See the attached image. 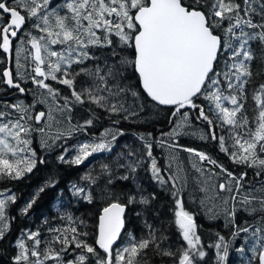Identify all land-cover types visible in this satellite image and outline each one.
<instances>
[{"label":"snow or ice","instance_id":"snow-or-ice-1","mask_svg":"<svg viewBox=\"0 0 264 264\" xmlns=\"http://www.w3.org/2000/svg\"><path fill=\"white\" fill-rule=\"evenodd\" d=\"M14 40H20L16 73L4 68L0 85L24 96L29 89L22 85L30 81L40 91L38 102L45 110L34 112L35 104L23 100L3 104L0 182L22 180L47 163L32 148L34 134L45 150L63 148L59 163L80 166L94 154L112 153L125 135L118 125L142 122L149 103L157 111L168 110L171 127L160 138L138 135L142 148L125 144L126 152L109 157L98 171H86L80 177L83 183L70 185L76 203L103 201L91 227L86 219L58 209L61 224L53 226L46 218L47 235L41 229L21 232L12 264H148L150 248L169 258L168 264H207L199 225L179 198L189 181L188 165L195 173L191 180L206 193L201 204L219 201L231 229L230 238L217 232L216 240L207 244L215 254L213 264H225L229 249L241 238L244 243L236 251L251 253L247 264H264V82L250 96L248 88L257 59L252 45L259 47L264 65V0H63L60 7L55 0H0V53L5 57L13 51ZM256 76H264V67ZM77 108L88 113L82 122L74 119ZM100 113L111 126L64 146L79 134L89 136ZM193 116L206 128L194 127ZM189 135L216 142L234 165L254 169L255 180L247 179L246 170L236 174L206 152L178 143ZM154 144L171 149L165 169L153 156ZM180 152L189 154L187 165ZM146 164L152 180L173 197L169 223L182 244L165 246L170 239L165 229L145 218L147 234L139 239L130 234L127 245L118 246L130 207L137 217L157 211L158 194H145L137 182ZM117 181H130L132 187H119ZM56 183L50 176L20 214L27 215L40 194ZM16 200L10 188L0 191V241L10 232L7 209ZM241 212L251 219L237 223Z\"/></svg>","mask_w":264,"mask_h":264},{"label":"trees","instance_id":"trees-1","mask_svg":"<svg viewBox=\"0 0 264 264\" xmlns=\"http://www.w3.org/2000/svg\"><path fill=\"white\" fill-rule=\"evenodd\" d=\"M11 2V0L9 1ZM63 4V0H55V6L60 7ZM30 25H26L25 28H29ZM22 35V34H18ZM20 43V40H14L13 51L11 55V66L10 69L15 75L16 73V58L14 47ZM255 50L257 59H254L252 62L253 68V80L252 83L248 85L249 96L251 94V89L255 87L258 83L264 82V76L257 77L256 70L258 68L264 67L260 64L259 56L260 51L257 45H252ZM99 53V50L97 51ZM6 68V58L3 53H0V75H2V70ZM22 86L29 89V92L24 96L17 94V90H9L5 88L4 85H0V110L4 103H16L23 100L26 104H35L33 111L45 110L42 106V103L38 102V98L41 93L39 90L35 89L30 81L23 84ZM62 87V86H57ZM39 91V92H38ZM67 94V90H63ZM35 94V95H34ZM252 101L249 98L248 106L251 108ZM88 113L81 111L77 108L74 113V119L82 120L86 118ZM106 114L100 113L101 119L95 122V127L88 129L89 136H84L79 134L76 138L70 139L67 141L69 146L74 145L77 140L90 139L91 135H99L103 128H107L110 125L108 119L103 117ZM144 119L142 122L138 123H128L122 121L118 127L123 129L125 132L124 136L118 138L115 142V147L112 153L102 152L94 154L90 157L84 164L80 166H69L61 164L57 161V156L61 154L63 148L57 147L51 150H45L41 147V138L38 134H34L32 148L37 153L38 158H43L47 161L45 164H38L37 167L33 170L32 173L27 174L25 178L19 181H3L0 182V191L10 188L13 193L16 194L17 200L14 204H10L7 209L10 219V232L3 241H0V264H12V257L15 255V241L20 237L22 231H36L41 229L44 235H47L48 225L44 224V220L47 218L49 223L53 226L60 225L61 220L56 209L59 208L61 212H70L75 216H80L88 221L89 226L91 227L96 220V213L103 206V201L97 199L94 204H86L84 202L76 203L71 194H69V186L73 182L83 183L80 180L81 175L91 168L99 170L101 163L108 162V158L118 154L121 151H127L123 146L125 144L130 145L133 148H142V142L137 139L138 135H144L146 138L148 133H151L153 137L160 138L161 132H168L170 130V124L168 123L169 115L167 109L162 108L157 111L149 103L146 105L145 112L141 114ZM251 115V111H249ZM192 124L194 127H203L206 128V125H197L195 117H192ZM58 143H64L60 141ZM180 145L184 147H190L197 149L199 151L206 152L208 155L218 160L223 164L229 171H232L236 174H239L241 171H247L249 180H255L254 169H245L242 166L234 165L229 158L221 153L217 148V143L212 141H202L195 137L181 136L178 140ZM65 146V145H64ZM171 149H164L158 145L154 144L153 147V156L156 158L158 166L162 169L166 168V165L169 163L167 156ZM72 152L69 153L71 156ZM182 156H187V153L180 152ZM147 160V158L145 157ZM148 164L145 165V168H142L138 171L137 182L140 183L145 189V194L155 192L158 194L159 198L154 202L155 208L157 211L149 212L146 217H137L134 213V210L130 207L127 211V220L126 228L123 230L122 236L118 242L119 247H124L127 245L130 239V234L136 239H139L145 236L146 230L144 228V219H147L148 223L153 224L155 227H163L170 239L165 241V246L168 244L175 245L178 243H183L179 239V233L175 229L174 225H170L169 221L173 216L171 211L174 208L173 197L165 191H162L161 188L152 180L151 174L147 171ZM209 168H213L210 165H207ZM216 172H219L217 169H213ZM123 171V170H120ZM55 177L57 183L54 187L47 188L43 193L40 194V197L37 199L36 203L33 205L32 209L29 210L27 215H21L19 210L24 200L29 201L37 189L45 183V181L50 177ZM261 180H264V173H262ZM119 187L122 188H131L132 183L129 182H116ZM170 187V185H169ZM184 206L190 214L193 215L195 222L199 225L198 234L201 235L204 242L205 248L208 252L207 264H213L215 254L212 249L207 248L209 242L215 241V233L219 232L224 235L226 238H230L231 229L226 227L225 220L223 218V210L214 209L212 212L205 208L198 207L195 209L193 204L190 202L192 195L188 190L185 189L179 197ZM70 201H73L70 203ZM59 204V206H57ZM216 213H220V218L210 219V216H213ZM251 219L247 217L245 213L241 212L237 214L236 220L237 223L243 224L244 220ZM26 238V237H25ZM31 244V241H28ZM244 243L243 239H237L235 244L229 249V256L226 258L225 264H247V257L251 255L250 252L245 255H241L240 252L236 251ZM147 260L148 264H168L169 258L160 257L153 253L150 249L147 250Z\"/></svg>","mask_w":264,"mask_h":264},{"label":"rangeland","instance_id":"rangeland-1","mask_svg":"<svg viewBox=\"0 0 264 264\" xmlns=\"http://www.w3.org/2000/svg\"><path fill=\"white\" fill-rule=\"evenodd\" d=\"M14 51H15V47H14ZM39 92V91H38ZM42 106L45 108V105L44 104H42ZM187 137H190V135L189 136H187ZM65 146L66 147H70L69 146V143H67L66 142V144H65ZM217 148H218V145H217ZM219 149V148H218ZM73 155V154H72ZM188 156H189V154L187 153V156H182L181 154H180V157H181V159L182 160H184V162H185V164L187 165V158H188ZM194 159H196V160H198V158H194ZM211 167H213V166H211ZM214 169V168H213ZM215 169H217L218 171H219V169L218 168H215ZM188 174H189V181H188V184H187V186L185 187V189H187L188 190V193L190 192V194L192 195V197L193 198H191V200H190V202L193 204V207L195 208V209H197L198 207H200V208H205V209H207V210H209L210 212H212L214 209H221V210H223V206L220 204V202L219 201H213V200H206L205 201V203L202 205L201 204V201L202 200H204L205 199V196H206V193H204V192H201L200 190H199V186H197V184L194 182V181H192L191 180V176L192 175H195V173L192 171V169H191V167H190V165H188ZM73 183H79V182H73ZM72 183V184H73ZM71 185V184H70ZM70 187V186H69ZM68 192H69V194H71L70 193V191L68 190ZM207 195H211V191L207 194ZM220 195L221 196H223V195H225V193H220ZM27 202V200H24L23 201V203H22V205H21V207H23L24 206V204ZM57 206H59V204H57ZM56 209L58 210L59 208H57L56 207ZM47 230V229H46Z\"/></svg>","mask_w":264,"mask_h":264},{"label":"water","instance_id":"water-1","mask_svg":"<svg viewBox=\"0 0 264 264\" xmlns=\"http://www.w3.org/2000/svg\"><path fill=\"white\" fill-rule=\"evenodd\" d=\"M10 1V0H9ZM11 55H12V52L11 53H9L8 55H7V57H5L6 58V68H8L10 71H11V69H10V66H11ZM5 86V88H7V89H9V90H15V89H12V88H8L7 87V85H4ZM17 94H19L18 92H17ZM163 108V107H162ZM123 233V232H122ZM119 242V241H118Z\"/></svg>","mask_w":264,"mask_h":264},{"label":"flooded vegetation","instance_id":"flooded-vegetation-1","mask_svg":"<svg viewBox=\"0 0 264 264\" xmlns=\"http://www.w3.org/2000/svg\"><path fill=\"white\" fill-rule=\"evenodd\" d=\"M195 221V220H194Z\"/></svg>","mask_w":264,"mask_h":264}]
</instances>
